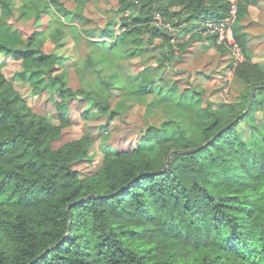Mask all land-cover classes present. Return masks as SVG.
I'll use <instances>...</instances> for the list:
<instances>
[{
    "label": "trees",
    "instance_id": "obj_1",
    "mask_svg": "<svg viewBox=\"0 0 264 264\" xmlns=\"http://www.w3.org/2000/svg\"><path fill=\"white\" fill-rule=\"evenodd\" d=\"M49 3L71 13L64 0ZM253 3L238 0L234 25L245 54L236 74L247 84L246 107L238 109L208 98L194 108L202 90L157 85L152 66L125 78L114 67L131 56L128 42L159 41L170 65L187 47L179 37L225 18L229 0H119L118 30L114 23L80 30L89 53L72 61L84 83L76 90L68 57L43 50L42 30L22 46L21 32L3 23L14 0H0V54L32 63L14 78L43 76L47 82L33 90H49L55 106L52 115L35 111L0 66V264H264V147L256 150L240 130L244 121H261L253 126L264 133V115L256 116L264 112V73L249 61L242 23ZM46 11L36 13L39 26ZM157 14L172 31L156 23ZM53 35L63 44L62 29ZM114 88L137 100L156 92L148 104L165 108L167 119L151 124L131 149L107 148L101 167L85 174L76 165L95 154L93 139L56 145L70 125V100L83 96L86 120L96 117L94 108L112 119L120 113V103L111 108Z\"/></svg>",
    "mask_w": 264,
    "mask_h": 264
},
{
    "label": "rangeland",
    "instance_id": "obj_2",
    "mask_svg": "<svg viewBox=\"0 0 264 264\" xmlns=\"http://www.w3.org/2000/svg\"><path fill=\"white\" fill-rule=\"evenodd\" d=\"M65 6L71 10L70 14L61 15L50 5L49 0H14V14L3 20V23L8 24L13 29L21 32L23 36L22 46L26 45V40L29 36L36 33L37 30L43 31L44 43L43 50L46 52L57 51L64 56H67L69 61H66L64 66L70 69L68 83L73 89H79L84 86L81 79V73L74 67V60H79L82 63L89 49L84 34L83 39H79L80 30L83 28L104 27L107 24H113L118 30L121 24L120 16L116 14L119 7V0H64ZM27 4L26 12H23L22 6ZM47 10L42 17V25H38L36 21V13L41 10ZM61 18L63 24L58 20ZM50 21V22H49ZM245 25L248 36V53L250 60L256 63L260 71L264 73V0H254V3L249 6L247 16L242 20ZM71 26H76L79 29H73ZM60 28L64 31V35L60 40L63 42L57 45L54 41V29ZM177 32V30H176ZM180 32V31H178ZM185 35V31H182ZM206 28L195 29L190 34L179 37V41L187 43L185 50L176 51V58L170 62L167 59L166 49L164 47L146 44L144 49L136 46L132 42L125 45L127 52L131 54L127 58L117 60L114 67L120 71L122 76L129 77L137 75L143 68L152 66L157 74H160L159 79L155 84L171 87V84H176L180 89L193 88L199 89L200 93L196 103L192 106L195 108L202 100L204 104L206 98L214 104L222 102H233L238 109L246 107L244 98L245 88L247 84L243 79L236 74L237 66H233L230 62L229 54H224L222 49L215 46V55L201 54L198 49L202 40L211 41ZM86 37V39H85ZM108 44H111L110 39H106ZM101 52V49H98ZM212 53V51H211ZM228 53V52H227ZM221 56H220V55ZM208 55V56H207ZM207 56V57H206ZM30 63L25 59H15L10 56L0 54V66L5 76L12 79L16 88L26 98L32 108L40 113L52 115L55 112V106L50 99L51 92L43 89L40 92H35L33 88L37 85H44L47 80L43 76L35 77L33 80L21 81L16 77L17 73L26 68H30ZM194 67H199L200 70ZM202 68V69H201ZM203 70V71H201ZM59 71V70H56ZM110 72L109 69L106 70ZM209 71L210 73H207ZM91 76L93 73H88ZM95 76V75H94ZM229 77L228 90L223 91L222 77ZM175 81V82H174ZM156 92L149 94L145 99H132L127 97L126 91L120 88H114L111 91V108H115L117 103H120V113L109 119V114H99L96 108L92 112L95 113L94 119L86 120L81 113L89 105L86 100L78 96L70 100V125L64 128L63 137L56 142L60 145L68 140L77 139L82 136H89L94 141L95 154L90 158L80 161L76 167L83 173L97 171L102 164L103 156L107 148L111 149H131L135 147L141 140L143 134L151 124H160L167 119L166 109L150 106L148 103ZM82 98V99H80ZM212 98V99H211ZM264 95L260 98L263 99ZM226 100V101H225ZM204 101V102H203ZM264 112L258 111L256 116L262 117ZM255 122V121H254ZM250 120L244 121L240 125L242 135L249 139L256 150L264 147V133L253 126ZM256 124H262L261 121H256Z\"/></svg>",
    "mask_w": 264,
    "mask_h": 264
},
{
    "label": "built area",
    "instance_id": "obj_3",
    "mask_svg": "<svg viewBox=\"0 0 264 264\" xmlns=\"http://www.w3.org/2000/svg\"><path fill=\"white\" fill-rule=\"evenodd\" d=\"M230 9L227 16L220 20H209L205 23L207 32L216 38L217 45H224L228 49L230 56V62L233 66L241 64L245 60V54L242 46L237 41L234 33V25L238 16V0H229ZM156 23L169 30H173L170 23L164 22L162 16L157 14L155 16ZM222 82H226L223 85V91L227 92L229 77L225 76L221 79Z\"/></svg>",
    "mask_w": 264,
    "mask_h": 264
},
{
    "label": "crops",
    "instance_id": "obj_4",
    "mask_svg": "<svg viewBox=\"0 0 264 264\" xmlns=\"http://www.w3.org/2000/svg\"><path fill=\"white\" fill-rule=\"evenodd\" d=\"M190 34V33H189ZM215 46H217L215 43H213L212 41H205V40H202V42L200 43V46H199V50H200V52H201V54L203 53V54H212V55H215V53L213 52L214 51V49L216 50V47ZM211 51H212V53H211ZM225 54H228V53H224L223 55H225ZM220 55V54H219ZM208 56V55H207ZM206 56V57H207ZM221 56V55H220ZM225 57H226V55H225ZM198 69V70H200V68L199 67H194V69ZM202 69V68H201ZM201 71H203V70H201ZM207 73H210L209 71H207ZM212 99V98H211ZM226 101V100H225Z\"/></svg>",
    "mask_w": 264,
    "mask_h": 264
},
{
    "label": "water",
    "instance_id": "obj_5",
    "mask_svg": "<svg viewBox=\"0 0 264 264\" xmlns=\"http://www.w3.org/2000/svg\"><path fill=\"white\" fill-rule=\"evenodd\" d=\"M260 87H262V86H258V87H256V88L254 89V95H255L256 91H257ZM232 124H233V122L230 124V126H231ZM190 151H192V150H189L188 152H190Z\"/></svg>",
    "mask_w": 264,
    "mask_h": 264
}]
</instances>
